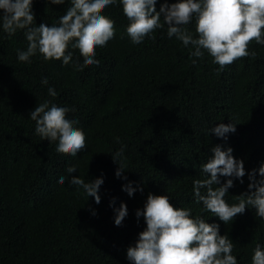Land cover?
Masks as SVG:
<instances>
[{
  "label": "trees",
  "instance_id": "obj_1",
  "mask_svg": "<svg viewBox=\"0 0 264 264\" xmlns=\"http://www.w3.org/2000/svg\"><path fill=\"white\" fill-rule=\"evenodd\" d=\"M162 3L157 0V11ZM69 7L71 0H33L34 26L58 25ZM101 14L115 22V36L96 47L99 65L89 66L71 44L67 65L45 60L38 50L21 62L18 50L29 43L25 30L9 36L0 24V264H132L127 249L146 228L136 211L149 193L167 195L193 218L218 224L234 244L237 264H252L257 245L264 250V219L249 206L225 224L196 203L193 181L206 178L202 165L212 147H231L246 172L243 183L233 178L224 198L232 205L249 191L247 173L264 164V44L253 40L248 51L255 56L221 69L206 50L197 58L191 45L169 38L166 24L133 44L120 0ZM184 27L198 37L195 15ZM45 102L69 109L66 119L84 132L86 147L75 157L36 133L30 113ZM220 123L236 124L235 133L218 138L210 129ZM71 166L76 172L70 174ZM72 176L85 183L102 177L101 202L72 185ZM129 182L132 196L123 190ZM121 203L128 215L116 226L114 209Z\"/></svg>",
  "mask_w": 264,
  "mask_h": 264
},
{
  "label": "clouds",
  "instance_id": "obj_2",
  "mask_svg": "<svg viewBox=\"0 0 264 264\" xmlns=\"http://www.w3.org/2000/svg\"><path fill=\"white\" fill-rule=\"evenodd\" d=\"M48 2L59 5L65 0ZM116 2L71 0V7L59 18L58 25L34 26L33 0H0V24L9 36L18 29L25 30L29 43L27 50H18L21 62H30L38 50L45 60H62L67 65L72 60V52L68 51L71 44L84 58L83 66L99 65L95 59L96 47L105 46L115 36V22L101 13ZM120 3L130 22L126 31L133 44L142 43L145 37L166 24L169 38L175 37L185 47L191 45L195 49L191 55L197 58L204 56L202 49L206 50L221 69L237 59L255 56V52L248 51L253 40L264 44V0H178L172 4L164 0L159 11L157 0H120ZM194 15L197 38L184 27ZM42 83L47 84V79ZM49 95L55 97V90L49 88ZM68 111L56 105L49 107L45 102L30 113V118L36 122L35 131L42 139L58 141L57 152L75 157L86 147L85 134L73 126L76 121L66 119ZM235 131L234 123H220L210 129L225 140L227 134ZM122 152L123 149L112 156L115 162ZM211 152L213 155L202 165L206 178L193 181L196 203H202L206 211L225 224L249 206L264 219V164L247 173L249 191L236 196L238 203L229 205L224 198L234 186L233 178L243 183L244 161L233 156L231 147L225 150L216 145ZM67 172H76L75 166L68 167ZM123 172V166L119 165L115 175L120 178ZM221 177L227 179L222 183ZM65 179L61 176L58 183L64 184ZM103 182L102 177L88 183L78 176L70 179L72 185L83 188L88 197H93L96 204L101 202L99 189ZM123 190L129 196L136 191L131 182ZM114 211V223L120 226L128 215L127 205L121 203ZM136 216L144 217L146 228L139 233L135 246L127 249V259L132 264H237L232 254L234 244L228 235H220L218 224L207 223L201 216L193 218L191 209L175 207L167 195L149 193L143 210L138 209ZM252 264H264V250L259 245L254 249Z\"/></svg>",
  "mask_w": 264,
  "mask_h": 264
}]
</instances>
